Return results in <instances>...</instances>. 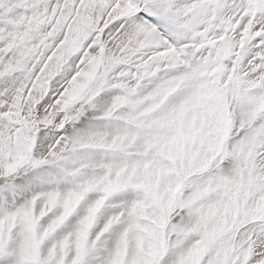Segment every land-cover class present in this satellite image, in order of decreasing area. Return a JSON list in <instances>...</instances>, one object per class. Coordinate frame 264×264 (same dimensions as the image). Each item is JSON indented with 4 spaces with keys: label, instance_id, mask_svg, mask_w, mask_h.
Masks as SVG:
<instances>
[{
    "label": "snow or ice",
    "instance_id": "obj_1",
    "mask_svg": "<svg viewBox=\"0 0 264 264\" xmlns=\"http://www.w3.org/2000/svg\"><path fill=\"white\" fill-rule=\"evenodd\" d=\"M0 264H264V0H0Z\"/></svg>",
    "mask_w": 264,
    "mask_h": 264
}]
</instances>
